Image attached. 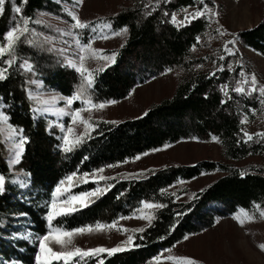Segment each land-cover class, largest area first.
Instances as JSON below:
<instances>
[{
	"label": "trees",
	"instance_id": "trees-1",
	"mask_svg": "<svg viewBox=\"0 0 264 264\" xmlns=\"http://www.w3.org/2000/svg\"><path fill=\"white\" fill-rule=\"evenodd\" d=\"M194 4V0H155L147 8L145 4L138 5L110 17L112 29L127 27V37L117 50L115 62L98 71L92 78L91 88H87L81 74L56 55L35 32L39 24L35 22L36 12L57 14L61 12L60 4L54 0H27L26 3L5 0L0 34L14 27L21 15L30 18V32L26 34L27 39L22 38L15 47L16 63L8 67L0 62V68H8L7 78L0 80V111L14 128L23 129L22 134L27 138L19 162L10 167L8 151L0 135V175L5 177L4 191L0 193V264H33L37 241L34 239L33 244L18 234L26 229L35 238L47 232L46 209L42 204L59 183L73 174L123 162L189 135L216 137L230 160L260 151L264 142L255 137L247 140L241 130L242 117L250 114L258 101L232 91L237 71L227 67L229 56L222 66L223 71L219 70L221 68L214 71L188 69L174 93L150 106L141 116L116 123L100 121L69 152L60 145L61 131L35 115L33 100L29 98L33 79L67 96L83 91L81 99L72 104L77 108L84 99L96 103L122 99L135 84L146 81L151 75L184 66L185 57L206 29V21L198 18L185 26H175L170 22V15L180 7ZM14 6L21 8L20 14L14 11ZM238 39L242 45L264 54V17L253 27L239 31ZM25 62L31 65V70L20 67ZM224 85H228L227 96L221 90ZM222 100L226 103L222 104ZM211 171L222 172V175L190 199L176 200L179 191L173 190L174 185ZM241 172L245 173L243 177ZM19 175L29 184L27 190L15 182ZM104 178L75 185V191H83L98 184L101 191L85 203L86 206L57 216L52 226L69 230L107 224L131 214L141 202L164 207L154 209L150 223L133 234L130 245L112 255L100 253L86 257L82 264H100L101 261L102 264H151L161 248L171 247L186 234L212 225L220 214L212 211V207L223 205L229 211L236 207L252 210L256 204L264 207V173L244 171L231 163L200 160L194 164H168ZM21 220H26L24 226H19Z\"/></svg>",
	"mask_w": 264,
	"mask_h": 264
},
{
	"label": "rangeland",
	"instance_id": "rangeland-1",
	"mask_svg": "<svg viewBox=\"0 0 264 264\" xmlns=\"http://www.w3.org/2000/svg\"><path fill=\"white\" fill-rule=\"evenodd\" d=\"M54 1L60 4L61 12L57 14L47 11L36 12L35 18L39 21V24L37 28H35V32L39 34L42 39L48 43L50 49L56 55L60 56L67 64L69 60H72L79 65V56L82 53H80L75 39H79L81 45L87 44L89 39H92L93 42L91 47L93 49L102 50L100 55L110 56L114 52L117 53V50L125 42L127 33L119 36H114L112 33L124 27L118 30L112 29V27L105 29L102 27V24L106 22L111 25L110 17L116 15L121 10L135 8L138 5H148L154 3L155 0H83V3L80 5L76 4V0ZM194 1V5L180 7L171 14L175 13L177 19L182 20L185 15L183 9L187 8L189 12H194L198 9H203L204 4H207L209 8L217 12V15L213 17L209 13L200 17L206 21V29L199 36L197 44L190 49L189 55L185 57V65L187 67L184 68L185 65L182 64L184 66H175L151 75L146 81L135 84L129 92L131 95L128 94L122 99L113 100L116 101L114 104H107L108 101L93 102L95 104L104 103L106 107L82 113L84 118H91L90 122L92 128L89 129V132L92 131L100 121L117 122L123 119L141 116L153 104L159 102L163 98L170 97L174 93L177 83L186 74L188 69L189 71H214L224 66V61L228 56L226 60L227 67L231 70L236 69L237 71L234 77L235 83L237 80L241 79L239 73L243 71L249 76L255 74L259 84L264 85V54L242 45L239 39L236 40L234 45H227V47L235 53L234 55H230L225 51L227 41L233 40L234 38L233 34L238 37L239 31L249 29L262 20L264 17V0H204V4H201L200 0ZM69 11L76 12L80 20L90 22V26L84 29L72 30L73 36L62 34L69 30V25L72 23L71 17L68 15ZM39 27L43 28V30H40ZM93 27L96 28V32H93ZM218 28L224 31L225 35H219L216 31ZM101 33L107 35L108 38H99ZM83 54L88 56L87 53ZM221 56L224 58L221 59ZM111 64L112 63L98 57L91 58L90 56L84 61V66L92 71V78L98 72L96 71L97 69L101 67L104 68ZM245 87L247 88L248 85H245ZM29 95H31L34 103L33 110H35V115L44 118L49 125L61 131L60 145L64 148L65 135L72 141L69 146L72 147L75 145L76 138L84 132V126L80 123H72L71 112L75 109L89 106L80 102L77 108H73L72 105L70 108L67 107L66 99L73 95H63L53 86H46L38 79L32 80V87L29 90ZM249 96L255 98L258 104L257 107L251 110L250 114L242 117V119L245 117L247 118V123L241 124V130L243 134L244 132L252 134V137L262 140L261 143H263L264 137L255 134L264 133V104H261V99L264 98L260 97L258 92ZM45 108H47L48 111H43ZM59 109H64L68 114H59ZM8 124L10 123L8 122ZM69 126L74 129L72 133L67 132ZM0 135L8 151L7 160L9 166L13 167L17 164H11V161L15 158V152L17 151L15 145L19 143V137H9L7 125L4 124H0ZM213 137L214 136L210 135H189L179 138L176 142L167 143L158 148L142 152L123 162L106 164L101 168L102 171L99 169L72 175L71 181L66 178L63 184L59 183L53 191L55 192L57 188H61V192L57 195V207L77 208L81 206V203L79 200H71V196L79 197L81 193L94 192L98 195L101 191L98 184L83 191H75L74 186L80 183L96 182L101 177L124 176L139 173L168 164H194L200 160H210L223 164L231 163L244 171L258 170L264 173V144L261 146L260 151L254 155H248L242 159L230 160L225 155L224 148L220 144V141L218 139L214 141ZM166 145L169 146L165 147ZM136 157L140 158L136 159ZM110 165H112V167H109ZM220 175H222V172L219 171L202 172L200 175L190 180L180 181L173 186L174 191H179L176 200L185 201L190 199L195 192L205 187ZM19 177L20 175L15 178V182L18 183L21 189L27 190L29 184L24 183L22 178ZM52 194L51 197L42 204L46 209L45 217L49 211L48 205H50L53 200ZM96 195L83 197L84 204L89 202ZM261 208L264 207L261 206ZM154 209L156 208H143V203L141 202L131 214L118 217L107 224H103L109 225L116 222V227L73 236L71 243L67 245V250H71L75 247L84 250L98 247L112 249L118 246L123 248L124 246L130 245L133 241V234L143 230L151 221L141 217H152ZM211 209L212 211L220 212L212 225L204 227L197 232L186 234L185 236H188L187 240L184 239V236L173 246L161 248L154 259H152L151 264H176L175 261L166 259L169 255L190 257L194 259L197 264H264V251H261L258 247V245L264 243V219L259 218V214L256 212L255 208L252 210L243 209L256 216L254 222L246 223L243 227L233 219V216L237 214L241 215V218H243V214L240 213L242 208L236 207L232 211H229L225 210L223 205H219ZM25 221L26 220H21L19 226H24L23 223H25ZM91 227H95V225ZM48 231L49 225L47 227V232ZM18 236L31 242L33 241V244L34 239L37 241L33 258V264H37L36 256L39 252L38 238L43 235H38L34 238V234L24 229V233H19ZM129 236L132 237L130 244L127 243ZM52 247L56 250H64L57 245H52ZM168 249L171 251H166ZM156 257H160V260L157 261ZM84 259L76 258V264H82ZM11 263L20 264L19 262ZM52 264H64V262L53 261Z\"/></svg>",
	"mask_w": 264,
	"mask_h": 264
},
{
	"label": "snow or ice",
	"instance_id": "snow-or-ice-1",
	"mask_svg": "<svg viewBox=\"0 0 264 264\" xmlns=\"http://www.w3.org/2000/svg\"><path fill=\"white\" fill-rule=\"evenodd\" d=\"M27 0H23V3H26ZM83 3V0H76V4L80 5ZM201 4H204V0H200ZM5 0H0V15L4 13L5 10ZM145 7H149V5H145ZM14 11L17 14L21 13V8L18 6H14ZM185 15L182 20L177 19V15L175 13L171 14V20L170 22L177 26H185L186 23H190L192 20L198 19L200 17H203L207 14H211V16H216L217 12H215L213 9L209 8L207 4H204L203 9H198L194 12H189L187 8L183 9ZM148 15L151 14V12L147 13ZM68 15L71 17L72 23L69 25V30L67 32H64L62 34L67 36H73V31L76 29H84L88 28L90 26V22H84L81 21L76 12L69 11ZM165 15H169V13L165 12ZM30 18L20 16V20L16 22L14 27L9 29L7 32L0 34V62L7 65L8 67H11L13 64L16 63V57H15V47L18 42L22 40V38L27 39L26 34L30 32V29L28 27ZM36 23H39V21H35ZM102 27L105 29L111 28V25L109 23H103ZM93 32H96V28L93 27ZM128 31L127 27H124L120 29L117 32H113L112 35L119 36L126 34ZM216 31L219 33V35L223 36L225 35V32L221 29H216ZM234 35L233 40L227 41L225 45V51H227L230 55H234L235 53L227 47L228 44L234 45L236 43V40L238 37ZM102 39H107L108 36L101 33L100 37ZM197 40L199 41V37H197ZM29 43H32L33 41L28 40ZM92 39H89L87 44L81 45V42L79 39H75V43L79 48L80 53H82L79 56V65L74 63L72 60L68 61V65L73 67L78 73L81 74L84 84H86L87 88H91L93 79H92V71L87 69L84 66V61L88 56L91 58H100L105 61H108L110 63L115 62V57L117 53H112L110 56L106 55H100L102 50L93 49L91 47L92 45ZM83 53H87L88 56L84 55ZM5 56L9 57L8 59H3ZM221 59L224 57L221 56ZM20 67L27 68L28 70H31V65H28L27 62L24 64H21ZM104 68L101 67L97 69L96 71H103ZM220 71H223V68L219 69ZM8 71V68H0V80L6 79V73ZM214 75V73H213ZM241 79L236 81V86L232 89L233 92L237 94L242 95H252L253 93H259L260 97L264 98V85H260L255 74H251L250 76L246 74L245 72L241 71L239 73ZM245 85H248L246 88ZM228 85H224L222 87V91H224L225 95H228L227 92ZM131 95V93H129ZM83 96V91H78L76 94H74L72 97H69L66 99V106L70 108V106L73 104L75 100L81 99ZM31 98V95L29 96ZM230 98V97H229ZM64 99V98H61ZM83 104L88 105L89 107H84L81 109H75L71 112V119L72 123H80L84 126V132L80 134L75 140V143H80L82 137L87 136L89 129L92 128L91 124V118H84L82 115L85 111H91L93 109H103L106 107V104L100 103L95 104L90 99H84L82 101ZM116 101H108L107 104H114ZM221 103H226L225 100H222ZM261 104H264V99H261ZM35 111V110H34ZM43 111H48L47 108L43 109ZM59 114L67 115L64 111V109L58 110ZM108 123H116L115 121H109ZM247 123V118L241 120V124ZM0 124L7 125V129L9 132V137L11 136H18L19 137V143L15 145L17 151L15 152V158L11 161V164H15L19 162L20 156L22 152L24 151V144L27 142V138L23 136V129H17L14 128L12 125L8 124V117L3 113L0 112ZM74 129L69 126L67 129L68 133H72ZM255 135L264 137V133H256ZM244 136L247 137V140H252V134H249L247 132H244ZM213 140H217L216 137H213ZM72 143V141L69 140L68 136L65 135L64 137V148L63 150L66 152H69L72 150V148L69 146ZM169 145H166L165 147H168ZM140 157H136V159H139ZM109 167H112L110 165ZM102 171V169L100 170ZM75 175V174H73ZM245 175L244 172H241V176L243 177ZM101 179H105L104 177H101ZM68 180L71 181L72 177H68ZM63 184V181L61 182ZM4 184H5V177L3 175H0V193L4 191ZM23 186V185H22ZM203 191V190H202ZM61 192V188H57L55 192H53V200L50 205H48L49 211L47 213L46 219L49 225V231L38 238L39 243V252L37 253L36 260L37 264H52L53 261H63L64 264H76V258L84 259L86 257L91 258L94 256H98L100 253H108V255H112L113 253L122 250L121 247H116L112 249L98 247V248H91V249H81L79 247L72 248L71 250H67V245L71 243V239L75 235L84 234V233H91L93 231H103L105 228L112 229L116 227V222H113V224L109 225H103V224H96L95 227H85V228H76L72 230H63L60 227H53L52 222L53 220L60 215H66L70 212L76 211L75 207H64L59 208L57 207V195ZM97 193H81L79 197L77 196H71V200L76 201L79 200L81 203V206H86L83 201V197L86 196H92L96 195ZM67 203V202H66ZM143 208L145 209H152V208H160L164 207V205L161 204H152L148 202H142ZM254 208L256 212L259 214L260 219H264V208H261L259 204L254 205ZM240 213L243 214V218H241V215L237 214L233 216V219H235L241 227H243L246 223L254 222L256 219L255 214H250L249 212L241 209ZM179 215V214H178ZM141 218H147L151 220V216L148 217H141ZM119 230V229H118ZM126 231V230H125ZM135 231V230H134ZM185 240L188 239V236L184 237ZM132 237H128L127 243H131ZM52 245L60 246V248L64 250H56L52 247ZM261 251H264V243L258 245ZM166 251H171L170 249ZM167 260L175 261L176 264H197V262L190 258V257H177V256H167ZM156 260L159 261L160 257H156ZM102 264V261L100 262Z\"/></svg>",
	"mask_w": 264,
	"mask_h": 264
}]
</instances>
